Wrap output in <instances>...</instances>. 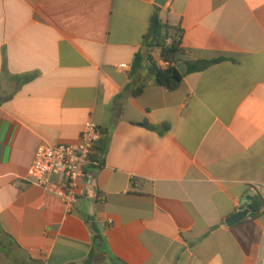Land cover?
<instances>
[{"label": "crops", "instance_id": "obj_1", "mask_svg": "<svg viewBox=\"0 0 264 264\" xmlns=\"http://www.w3.org/2000/svg\"><path fill=\"white\" fill-rule=\"evenodd\" d=\"M155 1L0 0V264L264 261V217L224 223L264 199V0L159 6L185 57L225 58L173 91L130 74ZM88 120L103 167L68 210L27 169Z\"/></svg>", "mask_w": 264, "mask_h": 264}, {"label": "built area", "instance_id": "obj_2", "mask_svg": "<svg viewBox=\"0 0 264 264\" xmlns=\"http://www.w3.org/2000/svg\"><path fill=\"white\" fill-rule=\"evenodd\" d=\"M157 65L164 68L167 63L160 59ZM117 67L128 69L127 64ZM101 138L98 125L88 120L75 142L40 145L27 169L28 182L59 199L68 210L72 209L80 197L88 172L103 167V154L98 146ZM98 199L103 200V197Z\"/></svg>", "mask_w": 264, "mask_h": 264}, {"label": "trees", "instance_id": "obj_3", "mask_svg": "<svg viewBox=\"0 0 264 264\" xmlns=\"http://www.w3.org/2000/svg\"><path fill=\"white\" fill-rule=\"evenodd\" d=\"M159 6H154L152 16L150 19L148 30L144 36L143 51L136 53L130 74L145 71L146 74L153 79V82L159 86L164 87L169 91L178 88L182 79L191 73L201 72L208 67L223 61L224 57L211 58V59H190L184 56L182 48L183 30L179 26H171L166 22L161 21L159 17ZM157 52L158 57L167 63V66L161 68L157 65L153 54ZM182 65L185 68L184 73H180L178 66ZM144 88L140 85L135 91V95H139ZM142 126L155 129L147 123L141 124ZM164 130L168 129V125H162ZM249 209L253 212V218L264 217V199L259 193L252 195V200L249 203ZM93 232L92 240L94 242H102L99 230L94 224H91ZM1 234H4L0 230ZM91 261L87 260L85 264H90Z\"/></svg>", "mask_w": 264, "mask_h": 264}, {"label": "water", "instance_id": "obj_4", "mask_svg": "<svg viewBox=\"0 0 264 264\" xmlns=\"http://www.w3.org/2000/svg\"><path fill=\"white\" fill-rule=\"evenodd\" d=\"M164 2H165V0H156L155 4L157 6H163ZM178 69H179L180 73H184V71H185V68L182 65H179ZM251 200H252V196H246L244 198L243 203L238 208V210L225 220V222H224L225 225L226 226H231V225H233L235 223H238L239 221H241L242 219H244L246 217H252L254 213L251 212L249 207H248V204H249V202Z\"/></svg>", "mask_w": 264, "mask_h": 264}]
</instances>
